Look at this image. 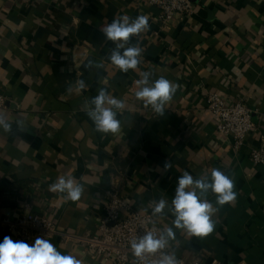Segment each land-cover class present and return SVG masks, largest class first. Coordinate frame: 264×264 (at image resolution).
Segmentation results:
<instances>
[{
  "label": "crops",
  "instance_id": "obj_1",
  "mask_svg": "<svg viewBox=\"0 0 264 264\" xmlns=\"http://www.w3.org/2000/svg\"><path fill=\"white\" fill-rule=\"evenodd\" d=\"M193 5V13L177 14L165 27L160 9L144 0H0V85L10 98L0 115L14 130L17 118L26 125L16 134L0 129V217L45 215L60 231L46 240L62 254L111 264L80 239L98 230L110 192L152 213L159 199L170 204L185 171L198 178L218 168L234 180L236 200L219 208L206 237L174 229L171 251L202 264H264V165L251 159L264 135V0ZM123 15H147L150 25L132 38L141 63L127 73L110 63L115 45L100 31ZM90 58L99 67H85ZM146 71L150 82L164 76L179 85L162 117L135 97ZM102 87L125 104L115 134L96 131L87 115ZM208 91L253 109L257 130L240 150L218 130ZM165 161L172 168L157 171ZM69 176L84 189L75 202L49 191ZM208 200L218 207L214 194ZM173 219L169 208L154 216L161 230ZM6 235L16 241L0 229V242Z\"/></svg>",
  "mask_w": 264,
  "mask_h": 264
},
{
  "label": "clouds",
  "instance_id": "obj_2",
  "mask_svg": "<svg viewBox=\"0 0 264 264\" xmlns=\"http://www.w3.org/2000/svg\"><path fill=\"white\" fill-rule=\"evenodd\" d=\"M150 28L147 15L131 18L128 15L114 17L111 23L102 25L100 31L106 40L111 41L115 47L108 57L110 63L119 71L127 73L136 70L141 63L142 49L139 44H133L132 38L139 36ZM96 65L93 59H88L85 67ZM152 73L144 72L142 78L136 81L138 90L135 92L137 100L143 102L145 107L151 109L159 116H163L166 106L172 100L179 85L164 76L150 82ZM83 90V80L78 82ZM68 91H72L69 86ZM92 107L87 111L88 117L95 126V130L103 134H115L121 129V121L117 118L118 112L125 108L123 100L111 96L105 88H100L96 96L90 100ZM0 129L6 133L16 134L26 130L25 122L17 118L15 130L13 123L5 115H0ZM172 168L170 161H165L162 169L167 172ZM234 180L218 168H213L209 175L194 178L185 171L177 179L175 195L170 204L161 198L154 202L152 214L162 215L166 208L174 216L172 226L156 231H146L143 236H136L130 243L133 256L137 264L147 255L159 256L157 264H180L175 253L164 250L171 246L176 234L174 229L182 230L190 236L206 237L214 231L213 219L220 207L233 203L237 198ZM49 191L65 194V199L73 202L81 199L84 189L75 181L74 177H59L56 182L49 185ZM216 197V206L208 200L209 194ZM0 264H81V260L72 254H62L49 240L36 237L31 245L23 240L14 241L11 236H4L0 242Z\"/></svg>",
  "mask_w": 264,
  "mask_h": 264
},
{
  "label": "built area",
  "instance_id": "obj_3",
  "mask_svg": "<svg viewBox=\"0 0 264 264\" xmlns=\"http://www.w3.org/2000/svg\"><path fill=\"white\" fill-rule=\"evenodd\" d=\"M160 9L159 20L165 27H169L177 14H191L194 12L193 0H144ZM9 95L0 85V108H5L9 102ZM207 101L212 114L217 120V128L224 138H231L236 149H241L249 134L257 130L253 119V109L245 102L234 103L219 95L215 91L207 92ZM261 147L254 149L251 159L256 165H264V135L261 136ZM1 203V201H0ZM0 229L12 234L16 240L34 243L36 237L53 238L60 234L56 220L45 215L31 213L18 217H0ZM146 231L161 229L154 222L152 213H141L132 208L119 191L109 193L106 213L95 232H88L82 237L87 249L95 256H101L111 264H137L130 248V241L136 236H143ZM172 253L171 247L164 250ZM159 256L147 255L142 264H157ZM180 264H202L201 261L190 260L186 257L178 258ZM210 264H221L214 259Z\"/></svg>",
  "mask_w": 264,
  "mask_h": 264
}]
</instances>
